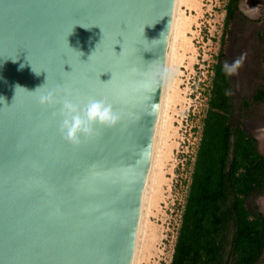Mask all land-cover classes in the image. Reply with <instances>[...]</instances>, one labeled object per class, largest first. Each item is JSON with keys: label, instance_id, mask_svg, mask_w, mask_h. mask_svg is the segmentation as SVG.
<instances>
[{"label": "water", "instance_id": "1", "mask_svg": "<svg viewBox=\"0 0 264 264\" xmlns=\"http://www.w3.org/2000/svg\"><path fill=\"white\" fill-rule=\"evenodd\" d=\"M175 2L0 0V264L132 263ZM57 88L121 119L74 145Z\"/></svg>", "mask_w": 264, "mask_h": 264}, {"label": "rangeland", "instance_id": "2", "mask_svg": "<svg viewBox=\"0 0 264 264\" xmlns=\"http://www.w3.org/2000/svg\"><path fill=\"white\" fill-rule=\"evenodd\" d=\"M227 2L190 0L182 6L184 33L176 39L178 70L172 74L141 264H170L219 57L231 64L243 56L238 72L230 76L231 95L241 126L258 138L264 153V100L254 98L264 91V0H242L248 18L225 23ZM256 203L264 213L261 197Z\"/></svg>", "mask_w": 264, "mask_h": 264}, {"label": "trees", "instance_id": "3", "mask_svg": "<svg viewBox=\"0 0 264 264\" xmlns=\"http://www.w3.org/2000/svg\"><path fill=\"white\" fill-rule=\"evenodd\" d=\"M228 0L225 23L248 18ZM219 57L170 264H261L264 261V153L241 126L231 78ZM255 99L264 100L259 90Z\"/></svg>", "mask_w": 264, "mask_h": 264}, {"label": "clouds", "instance_id": "4", "mask_svg": "<svg viewBox=\"0 0 264 264\" xmlns=\"http://www.w3.org/2000/svg\"><path fill=\"white\" fill-rule=\"evenodd\" d=\"M101 30L103 32L102 28ZM113 51L117 53L114 46ZM242 62L243 56L236 59L231 64L226 62L223 65V71L228 76H232L238 72ZM20 67L23 68L24 65H20ZM36 73L39 74V72ZM61 92L63 93L62 95ZM2 100L3 99H0V101ZM37 101L42 106H60L59 115L62 119L59 131L68 142L74 145L81 142V137H91L96 132L97 125L111 127L121 119L120 114L114 110L113 105L106 99L89 98L85 103L78 98H73L71 92L67 89L62 90L57 88L52 91L41 93L37 96Z\"/></svg>", "mask_w": 264, "mask_h": 264}, {"label": "bare ground", "instance_id": "5", "mask_svg": "<svg viewBox=\"0 0 264 264\" xmlns=\"http://www.w3.org/2000/svg\"><path fill=\"white\" fill-rule=\"evenodd\" d=\"M190 0H176L175 9L172 21V27L170 32V38L167 49V57H166V65H165V73H164V81H163V89H162V97L161 104L156 128V134L142 199V205L140 210L137 234L135 239L133 257L131 264H141L142 258V239L143 236H146L147 230L150 229L149 225V211L152 202L154 201L155 196V186L158 181V172L156 171V166L160 164V150L159 143L161 139L162 131L164 130V122L166 117V111L168 107V103L170 99V89L172 86V74L173 72L178 70L177 61H176V39L178 36L183 34V26L185 25V10L182 8L183 5H188ZM162 162V160H161ZM159 166V165H158ZM261 201L264 205V196L261 197ZM151 232V231H150ZM149 234V233H147Z\"/></svg>", "mask_w": 264, "mask_h": 264}]
</instances>
